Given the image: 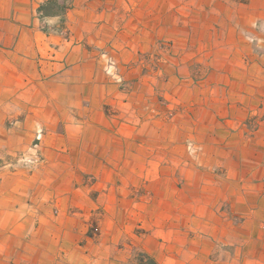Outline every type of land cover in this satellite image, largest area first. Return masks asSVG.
<instances>
[{
  "label": "crops",
  "instance_id": "crops-1",
  "mask_svg": "<svg viewBox=\"0 0 264 264\" xmlns=\"http://www.w3.org/2000/svg\"><path fill=\"white\" fill-rule=\"evenodd\" d=\"M47 1L0 0V126L13 118L19 125L16 140L30 141L41 129L44 141L65 145L69 153L54 167L63 174L61 181L0 183V264H122L123 257L104 239L88 237L97 203L76 181L82 173L107 179L119 168L111 166L113 159L126 158L127 139L114 132V119L104 109L120 93L99 55L106 51L119 63L136 60L139 51L171 31L160 12L151 28L137 24L135 11L151 3L160 11V0H66L62 32L56 30L59 16L40 17L38 9ZM195 3L203 10L202 33L213 56V73L202 90L220 96L216 105L207 101L200 120L230 132L250 115L264 114V55L254 52L259 45L252 41L264 42V0ZM130 6L136 7L132 17ZM185 45L183 40L179 47ZM256 136L264 140V118ZM99 185L110 190L101 194L110 205L112 188ZM115 215L100 221L102 237L110 222L123 221Z\"/></svg>",
  "mask_w": 264,
  "mask_h": 264
},
{
  "label": "rangeland",
  "instance_id": "rangeland-1",
  "mask_svg": "<svg viewBox=\"0 0 264 264\" xmlns=\"http://www.w3.org/2000/svg\"><path fill=\"white\" fill-rule=\"evenodd\" d=\"M160 1V11L152 3L137 11L130 6V16L135 11L137 24L147 29L160 12L169 36L139 51L136 60L119 63L106 51L99 55L120 93L104 109L114 119V132L127 142L126 158L113 159L111 166L119 168L107 179L82 173L76 180L97 203L88 237L104 239L123 257L122 264H136L140 254L158 264H264V140L256 136L264 114L250 115L230 132L201 123L207 101L216 105L220 98L202 90L213 73L203 10L197 0ZM67 10L59 16V32ZM252 41L259 45L254 52L264 55V42ZM15 122L9 118L0 126V183L61 181L63 174L54 167L63 164L69 148L44 141L41 129L30 141H18ZM101 183L112 188L110 205L101 195L110 190L100 189ZM106 215L123 221L110 222L102 237Z\"/></svg>",
  "mask_w": 264,
  "mask_h": 264
},
{
  "label": "trees",
  "instance_id": "trees-1",
  "mask_svg": "<svg viewBox=\"0 0 264 264\" xmlns=\"http://www.w3.org/2000/svg\"><path fill=\"white\" fill-rule=\"evenodd\" d=\"M48 0L46 3L41 5L38 9L41 19L53 16H63L65 11L68 9L65 4L66 0ZM136 264H158L154 259L146 254H140L136 258Z\"/></svg>",
  "mask_w": 264,
  "mask_h": 264
}]
</instances>
